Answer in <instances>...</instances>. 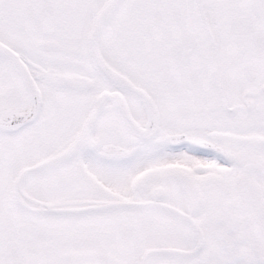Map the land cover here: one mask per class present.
Masks as SVG:
<instances>
[{"label": "snow or ice", "instance_id": "snow-or-ice-1", "mask_svg": "<svg viewBox=\"0 0 264 264\" xmlns=\"http://www.w3.org/2000/svg\"><path fill=\"white\" fill-rule=\"evenodd\" d=\"M0 264H264V0H0Z\"/></svg>", "mask_w": 264, "mask_h": 264}]
</instances>
